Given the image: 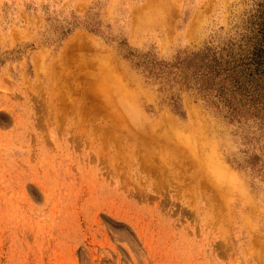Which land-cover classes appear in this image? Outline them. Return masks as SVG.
<instances>
[{"label":"rangeland","instance_id":"rangeland-1","mask_svg":"<svg viewBox=\"0 0 264 264\" xmlns=\"http://www.w3.org/2000/svg\"><path fill=\"white\" fill-rule=\"evenodd\" d=\"M261 3L0 0V264H264V119L169 76Z\"/></svg>","mask_w":264,"mask_h":264},{"label":"trees","instance_id":"trees-1","mask_svg":"<svg viewBox=\"0 0 264 264\" xmlns=\"http://www.w3.org/2000/svg\"><path fill=\"white\" fill-rule=\"evenodd\" d=\"M259 6L252 34L206 45L170 64L177 70L169 72L175 75L173 80L196 90L209 105L239 121L264 119V3Z\"/></svg>","mask_w":264,"mask_h":264},{"label":"bare ground","instance_id":"bare-ground-1","mask_svg":"<svg viewBox=\"0 0 264 264\" xmlns=\"http://www.w3.org/2000/svg\"><path fill=\"white\" fill-rule=\"evenodd\" d=\"M180 132H181V131H180ZM184 135H185V134H184ZM187 138H188V137H187ZM191 139H192V138H191ZM189 142H190V141H189ZM191 142H192V140H191ZM190 146H192V145H190ZM193 148H194V147H192V149H193ZM196 148H197V147H196ZM187 149H188V148H187ZM187 149H186V150H187ZM198 149H199V148H198ZM190 150H191V149H190ZM191 151H192V150H191ZM197 151H198V150H197ZM197 151H195V148L193 149V152H194V153H195V152H196V153H199V152H197ZM194 153H193V154H194ZM196 153H195V155H196L197 159L200 158V159L198 160V161H199L198 163H200L201 156L198 157V156H197L198 154H196ZM214 153H215V152H214ZM200 155H201V154H200ZM215 155H216V154H215ZM216 156H217V155H216ZM204 158H205V157H204ZM210 158H211V157H210ZM216 158H218V157H216ZM205 159H206V158H205ZM206 160H207V159H206ZM213 160H214V159H213ZM195 161H196V160H195ZM201 162H202V161H201ZM205 162H206V161H205ZM217 162H218V161H217ZM201 164H202V163H201ZM204 164H205V163H204ZM216 165H217V164H216ZM217 166H218V165H217ZM216 169H217V167H216ZM202 170H203V169H202ZM219 172H220V171H219ZM219 172H218V173H219ZM221 172H223V170H222ZM211 176H212V175H211ZM232 180H233V179H232ZM210 181H211V180H210ZM221 186H222V185H221ZM216 188H217V187H216Z\"/></svg>","mask_w":264,"mask_h":264}]
</instances>
